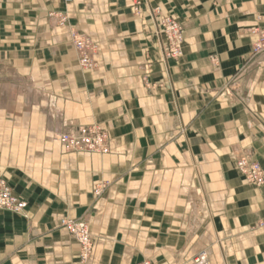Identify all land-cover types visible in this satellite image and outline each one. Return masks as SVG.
Segmentation results:
<instances>
[{"label": "crops", "instance_id": "obj_1", "mask_svg": "<svg viewBox=\"0 0 264 264\" xmlns=\"http://www.w3.org/2000/svg\"><path fill=\"white\" fill-rule=\"evenodd\" d=\"M146 3L0 0V179L27 205L0 211V264H264V188L235 165L264 167V0ZM147 5L183 26L179 60ZM69 30L96 45L94 71ZM61 124L103 128L108 154L65 152ZM62 219L87 222L88 262Z\"/></svg>", "mask_w": 264, "mask_h": 264}, {"label": "built area", "instance_id": "obj_2", "mask_svg": "<svg viewBox=\"0 0 264 264\" xmlns=\"http://www.w3.org/2000/svg\"><path fill=\"white\" fill-rule=\"evenodd\" d=\"M55 1V0H49ZM65 5L72 0H60ZM132 12L135 16L141 10L147 0H129ZM150 16L157 20V35L162 39L161 56L166 62L168 60L177 61L183 56V26L172 17L161 16L159 8H152L147 5ZM48 18L56 26L66 27L67 15L63 12H51ZM252 34L256 36V41L252 46V55L257 56L264 53V31L254 28ZM70 42L76 54L79 67L84 71H94L97 68V48L92 40L85 34L76 30H69ZM54 134L63 150L67 153L106 155L109 152L108 135L99 126L70 128L61 124L54 128ZM236 169L244 180L256 187L264 188V167L253 162L246 155H239L235 160ZM98 190L96 194H100ZM27 205L20 198L13 195L12 190L4 179H0V211H8L14 214H21ZM60 227L65 229L79 246V260L82 263L89 261L92 254V236L85 220H60ZM194 264H208L205 252L199 253L194 258ZM138 264H152L144 261Z\"/></svg>", "mask_w": 264, "mask_h": 264}]
</instances>
